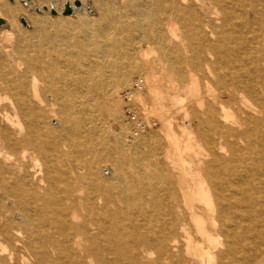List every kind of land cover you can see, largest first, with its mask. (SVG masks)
I'll return each mask as SVG.
<instances>
[{
	"label": "bare ground",
	"instance_id": "obj_1",
	"mask_svg": "<svg viewBox=\"0 0 264 264\" xmlns=\"http://www.w3.org/2000/svg\"><path fill=\"white\" fill-rule=\"evenodd\" d=\"M74 1L0 0V264H264V0Z\"/></svg>",
	"mask_w": 264,
	"mask_h": 264
},
{
	"label": "rangeland",
	"instance_id": "obj_2",
	"mask_svg": "<svg viewBox=\"0 0 264 264\" xmlns=\"http://www.w3.org/2000/svg\"><path fill=\"white\" fill-rule=\"evenodd\" d=\"M6 1H8L9 3H14V0H6ZM118 6H122V4H124V2L126 1V0H113ZM65 4H66V2H65ZM22 5H24V7H26L27 9H29L31 12H34V13H36L37 15H39V16H44L45 15V13H46V10H47V8H43L44 10L43 11H38L37 9H35L34 8V6H33V0H29V2H27V3H25V2H23L22 3ZM64 8H65V5H64ZM64 8L62 9V12L61 13H57V14H55V15H53L52 14V12H51V10H49V15H48V17H49V19L50 20H52V21H54V22H56V21H59V19H60V17L61 16H64V14H63V10H64ZM63 14V15H62ZM66 16H68L67 17V21L69 22H76V21H78L81 17L82 18H88V19H92V20H94V19H97L98 17H99V12L97 11V9L96 8H94V7H92L91 6V4H90V1H89V7L87 6L86 8H81L79 11H73V13L72 14H69V15H66ZM22 17H24L25 18V16L22 14V15H20L19 16V22L21 23V25H22V27H23V30H25V32H27L28 30H30V31H28L27 33H30V32H32V30L34 29L33 27V24L32 23H29V25H24L22 22H21V18ZM80 17V18H79ZM2 18V17H1ZM14 27V29H12ZM11 29L12 30H17L16 29V26H15V24L14 23H12V20L11 19H9L8 20V18L6 17L5 18V24H3V25H0V39L1 40H3V41H5L6 39H4V38H6L5 37V32L6 31H11ZM157 51H158V48H157ZM159 54V53H158ZM139 75H135L134 77H133V79H132V81L136 78V77H138ZM131 81V82H132ZM131 82H130V84H131ZM129 84V85H130ZM128 85V86H129ZM128 88V87H127ZM126 88V89H127ZM125 90V89H124ZM124 90L121 92V113H122V118H123V121L126 123V125H127V127L129 128V130L131 131L130 133H129V139H134V134L132 133V132H134V128H133V124L132 123H130V121L128 120V118H127V116H126V114H125V111L123 112V110H124V108H125V101H123L124 100V97H123V95H124ZM140 107V106H139ZM102 118H104L105 119V125H106V123H107V125H106V127L111 131V132H115L117 129H118V121L117 120H112V117L110 116V114H108V111H107V108L106 107H104L103 108V111H102ZM142 116V115H141ZM150 121H151V123H152V125H151V129L153 128V129H158L159 128V121L156 119V118H154V117H151L150 118ZM129 122V123H128ZM150 128L149 129H147V131L145 132V133H143L142 135H147L148 134V131L150 130ZM132 129V130H131ZM113 130V131H112ZM141 137V136H140ZM141 149H143V151L145 150V153L150 149V147L148 146V145H142L141 147H140ZM126 153H125V152ZM131 153L132 152H128V151H126V149L125 150H123V155L124 156H127V158H130V156H131ZM126 154V155H125ZM130 155V156H129ZM129 156V157H128ZM128 162L130 163L129 165H128ZM127 163H126V165H125V163L122 165V167H121V172L123 171V173L124 174H133L132 172H133V170H134V174H136L137 172H136V170H135V167H134V165L131 167L130 165H132V163L130 162V161H128ZM70 163V164H69ZM68 164V166L70 167L71 166V169H73L74 170V168H76V167H74V168H72L73 167V163L71 164V162H69ZM65 164H67V163H65ZM125 165V166H124ZM75 166V165H74ZM104 167H106V166H104ZM110 167V166H109ZM133 167H134V169H133ZM111 168H112V166H111ZM125 169V170H124ZM132 169V170H131ZM127 170V171H126ZM131 170V171H130ZM104 172H107V171H105L104 170ZM129 172V173H128ZM136 172V173H135Z\"/></svg>",
	"mask_w": 264,
	"mask_h": 264
},
{
	"label": "built area",
	"instance_id": "obj_3",
	"mask_svg": "<svg viewBox=\"0 0 264 264\" xmlns=\"http://www.w3.org/2000/svg\"><path fill=\"white\" fill-rule=\"evenodd\" d=\"M144 80L142 78H136L131 86L126 89L124 92V99L126 101L125 104V112L128 115L129 119H131L135 124L138 123L137 128L138 131H144L146 129V125L143 124V119L141 118L140 114L137 111L135 105V96L137 93L143 89Z\"/></svg>",
	"mask_w": 264,
	"mask_h": 264
},
{
	"label": "water",
	"instance_id": "obj_4",
	"mask_svg": "<svg viewBox=\"0 0 264 264\" xmlns=\"http://www.w3.org/2000/svg\"><path fill=\"white\" fill-rule=\"evenodd\" d=\"M23 2H25V0H22ZM74 5L76 7H81L82 6V2L80 0H75L74 1ZM38 10V9H37ZM40 11V10H38ZM52 14L55 15L57 14V10L56 9H52ZM73 13V6L71 4V2L67 1L66 4H65V8L63 10V14L64 15H69V14H72ZM21 22L24 24V25H29V23L27 22L26 18L22 17L21 18ZM5 24V18H0V25H3Z\"/></svg>",
	"mask_w": 264,
	"mask_h": 264
}]
</instances>
